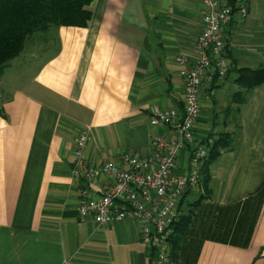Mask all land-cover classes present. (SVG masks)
<instances>
[{"label":"crops","instance_id":"obj_1","mask_svg":"<svg viewBox=\"0 0 264 264\" xmlns=\"http://www.w3.org/2000/svg\"><path fill=\"white\" fill-rule=\"evenodd\" d=\"M240 7L245 16L233 12L223 32L228 75L202 89L194 126L196 139L230 136L209 166L208 201L222 206L264 182V84L245 92L235 83L237 70L264 68V11L257 0H236ZM88 10L85 28L28 37L0 73V264H152L137 223L79 220L80 190L98 199L110 182L73 177L75 141L87 132L85 161L99 167L124 152L149 154L155 134L175 139L148 116L154 107L181 113L175 59L193 56L201 3L93 0ZM176 164L188 168L187 151ZM202 193L198 186L187 194L182 209ZM195 264H264V203L247 248L206 240Z\"/></svg>","mask_w":264,"mask_h":264},{"label":"built area","instance_id":"obj_2","mask_svg":"<svg viewBox=\"0 0 264 264\" xmlns=\"http://www.w3.org/2000/svg\"><path fill=\"white\" fill-rule=\"evenodd\" d=\"M237 11L240 17L245 16L243 7ZM232 17L231 8L219 0H201L202 30L193 56L179 55L175 59L183 83L181 113L154 107L148 116L151 127L172 130L174 140L155 134L149 154L124 152L118 162H105L99 167L85 161L83 151L91 139L87 132H81L75 141L73 177L87 184L98 176L110 182L98 199H90L87 190H80L79 220L101 227L125 220L137 223L140 242L152 264H170V227L177 220L181 198L198 187L213 144L208 137L196 139L194 126L200 114L202 89L214 80H224L228 73L223 32ZM182 150L188 152V168L181 171L176 158Z\"/></svg>","mask_w":264,"mask_h":264},{"label":"trees","instance_id":"obj_3","mask_svg":"<svg viewBox=\"0 0 264 264\" xmlns=\"http://www.w3.org/2000/svg\"><path fill=\"white\" fill-rule=\"evenodd\" d=\"M92 1L0 0V73L22 52L27 38L34 33L44 32L53 26L85 28L91 19L88 7ZM235 1L229 0L232 13L237 10ZM236 73L235 83L245 92L264 84V68H243ZM237 96L241 98L243 94ZM208 138L213 140V144L198 183L203 193L186 205V211L182 209V202L191 191L184 194L178 205L177 220L170 227L168 244L172 264H195L200 245L206 240L247 248L262 210L264 182L243 201L224 206L208 201L209 166L229 142L230 136L218 134L215 139L213 135Z\"/></svg>","mask_w":264,"mask_h":264},{"label":"rangeland","instance_id":"obj_4","mask_svg":"<svg viewBox=\"0 0 264 264\" xmlns=\"http://www.w3.org/2000/svg\"><path fill=\"white\" fill-rule=\"evenodd\" d=\"M200 3H201V0H200ZM257 10L259 11V12H263L264 11V0H257ZM201 30H202V22H201ZM201 33V32H200ZM200 35V34H199ZM198 35V36H199ZM27 42V41H26ZM25 42V48H27L26 47V43ZM181 105H182V100H181ZM251 242V241H250ZM250 245V244H249ZM169 251H170V249H169ZM169 261H170V253H169ZM171 262V261H170ZM170 264H172V262L170 263Z\"/></svg>","mask_w":264,"mask_h":264}]
</instances>
